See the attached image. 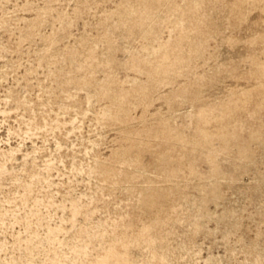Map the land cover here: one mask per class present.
<instances>
[{
	"label": "rangeland",
	"instance_id": "obj_1",
	"mask_svg": "<svg viewBox=\"0 0 264 264\" xmlns=\"http://www.w3.org/2000/svg\"><path fill=\"white\" fill-rule=\"evenodd\" d=\"M0 264H264V0H0Z\"/></svg>",
	"mask_w": 264,
	"mask_h": 264
}]
</instances>
